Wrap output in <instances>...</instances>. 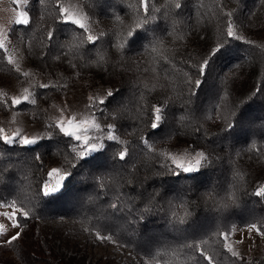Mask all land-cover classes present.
Segmentation results:
<instances>
[{
	"label": "trees",
	"instance_id": "obj_1",
	"mask_svg": "<svg viewBox=\"0 0 264 264\" xmlns=\"http://www.w3.org/2000/svg\"><path fill=\"white\" fill-rule=\"evenodd\" d=\"M80 1L89 17L100 16L106 22L100 30L106 36L93 49L97 58L104 57L100 67L85 64L73 68L71 65L79 64V59L74 60L68 48L62 61L52 59L57 55L55 49L44 48L46 31L56 14V0L31 1L25 7L31 25H12L8 38L25 41L37 71L51 75L74 71L79 77L100 81L106 89H118L119 94L106 105L107 111L101 106L98 113L106 122L117 124L118 130L113 131L127 144L106 141L104 149L76 162L59 191L43 196L37 194L38 186L42 187L43 180L48 179L51 164L56 162L61 168L68 167L66 157H72L71 148L66 144L70 138L57 132L36 144L0 141V204L9 205L15 200L17 208L23 207L30 213L28 217L17 215L22 237L8 244L0 243V264H72L54 252L39 232V221L57 218L79 222L83 228L109 237L141 260L154 264L157 260L160 264H194L196 260L208 264L202 259L203 253L211 257V264H239V261L264 264V253L233 256L232 251L224 247V236L220 235L227 233L229 237L234 228H246L245 225L251 223L264 227V196L257 195V189L264 187V135L258 130L260 119H264V96L247 100L240 95L241 92L250 95L264 80V0H181L184 6L176 10L178 14L171 19L165 18L164 11L173 0H149L160 9L156 13L159 19L153 22L159 28H150L145 35L151 39L155 32L167 47L157 43L156 52L151 48L137 49L125 55L116 47L110 48L107 40L115 43L120 22L127 25L136 18L138 0ZM228 13L232 14L234 31L243 39L229 38L211 59L201 86L189 100L183 83L187 64L199 59L207 45L222 42ZM242 28L249 34H244ZM160 29H166V34ZM81 31L64 28L58 36L66 45H75L73 37L78 39ZM42 51L47 59L40 56ZM7 57L0 49V72L19 77ZM57 88H37V92L48 96ZM238 97L244 100L237 111L239 123L228 130V135L220 133L217 126L226 127L222 117ZM165 100L169 103L162 121L164 127L160 132L149 127L147 131H153V135L144 134V141H148L145 144L139 139V131L132 134L134 127H144L141 110ZM117 106H121L123 117L114 121L110 113ZM3 108L4 103L0 101V110L6 111ZM12 109L30 111L32 107L24 104ZM175 140L192 146L191 150L210 153V162H205L194 173L173 175L161 168L160 162L164 159L161 148ZM121 149H127L123 161L113 155ZM38 153L41 160L35 159ZM157 172L163 174L156 175ZM100 174H104L106 183L109 174L117 180L123 177V181L134 179L136 183L129 185L121 181L122 188L116 189L113 185L103 190L99 181L93 179ZM154 189L163 193L165 211L154 208L141 220L139 209L144 205L136 199L129 214L132 204L127 197L138 194L147 197ZM117 196L124 207L122 212L110 207L117 202ZM186 210L191 215L183 223L173 218V212L181 217ZM193 239L200 241L201 251L184 247Z\"/></svg>",
	"mask_w": 264,
	"mask_h": 264
},
{
	"label": "snow or ice",
	"instance_id": "obj_2",
	"mask_svg": "<svg viewBox=\"0 0 264 264\" xmlns=\"http://www.w3.org/2000/svg\"><path fill=\"white\" fill-rule=\"evenodd\" d=\"M43 3V0H40ZM56 14L52 17V26L47 29L46 35L47 39L44 42V48L48 51L55 49L57 55L52 59L56 61H62L65 54V49L68 48L70 50V54L73 56V59H79V64L73 63L71 67H83L85 64L95 65L96 67H100V61L104 60L103 56L99 58L93 52V49L96 48V45L100 43L106 36L105 32H100L99 36L93 34L90 29V21L81 13L76 11H70L69 8L64 7L61 4V0H56ZM181 0H173L171 5L167 6V10L164 11L165 18L171 19L173 16L177 15L179 10L183 7ZM131 7V5H129ZM160 11L157 9L155 5L150 4L149 0H138V3L135 7L134 16L136 17L131 23L124 25L123 21L120 22L118 26V31L116 32L117 41L114 43L111 39L107 40V43L111 47H116L120 50L121 55H125L128 52H134L137 49H143L145 51L148 48H151L152 52H156V44H160L163 48L166 49V45L164 44V40L158 36L155 32L152 33V38L149 39V36L145 35L146 32L150 28H159V25H154V21L159 19V16L156 14ZM232 14L228 13V19L226 21V31L223 32V40L222 42L218 41L214 45H207L201 50V54L199 59H197L194 63H188V71L184 73L185 79L183 80L184 85L188 90V98L189 100L193 99L197 93V89L201 86L202 78L205 76L206 70L210 65V61L213 57H215L222 48L227 44L229 38L235 37L236 39H243V37H238L236 32L234 31V24L231 19ZM119 20L120 18L117 17ZM31 25V17L29 12L27 11H17L15 19L10 21L11 25ZM68 28L72 31H81L80 37L76 40L75 45L68 44L66 45L59 39L58 34L61 32V29ZM143 30V31H141ZM161 33L166 34V29H160ZM144 41L148 43L145 44ZM205 41H207V37H205ZM87 45V47H85ZM0 49H3L4 53H7V48L3 41H0ZM163 55V52L161 53ZM40 56L44 59H47V55L44 51L40 53ZM8 62L12 63V56L7 57ZM167 59V56H165ZM191 61V58H189ZM17 72L20 71L18 68ZM27 75V73H24ZM57 85L49 83L42 84H29L28 87H22V91L20 94L13 95L10 100L7 96L4 97L3 103L10 104L11 106H21L24 107L23 102H30L31 105H37L36 96L38 92H36V88L50 89L56 88ZM30 88L32 91H30ZM119 94V90L116 88H108L105 90L104 95H89L88 104L86 105L87 116L85 118H79L76 115H59L54 119V121H48L46 124V135L51 137L55 135L57 132L62 134L63 137L70 138L67 142L66 146L71 148V153L69 154L72 158L68 159L66 157V161L68 163L67 168H57L52 167L47 171L48 179L43 180L42 187L38 186V192L43 194V196H48L51 193L59 191L66 177L69 176L71 168H73L78 160L87 156L90 152H96L97 150L104 149L106 141H117L120 143L127 144V141H120L119 136L115 134L113 129H117V124L115 122L107 123L103 125L99 122L98 116L94 113L101 106H105L104 110L107 111L106 105L111 103L110 101L115 99V96ZM247 100H251L253 97L260 95L264 96V80L260 82V87L253 91L250 95L245 92L240 93ZM169 102L165 100L163 103L157 102L156 104H152L149 107L143 108L141 111L143 113L142 123L144 127L133 128L132 134H136L139 131L140 136L139 139L144 141V134L147 132V135L152 136L153 131H147L150 129L155 130L156 132H160L161 128L164 127L162 121L165 120L166 117V105ZM244 104V100H241L239 97L237 101L233 102L231 109L228 110L227 114L222 117L224 124L226 127L217 126L220 133H224L228 135V130L233 129L234 125L239 123V118L237 117V111L240 108V105ZM215 110V109H214ZM63 112V109L60 110ZM110 115L113 117L114 121H118L123 117V113L121 111V106L114 107ZM54 129V130H49ZM95 130V134H90ZM118 130V129H117ZM258 130L261 135H264V119H260V123L258 125ZM107 133V137L105 140L104 133ZM163 134V132L161 133ZM13 137L18 139L19 143L24 145L36 144L37 141L41 140L40 134L27 135L24 134L19 128H16L11 132V135L7 134V131L4 127L0 126V141L11 143ZM76 141V144L71 143V141ZM145 144H148V141H144ZM190 148L192 146H189ZM127 149H121L115 151L113 153L114 157H118L121 161L126 158ZM192 151L195 153L185 150L181 153H174L171 151L161 150L160 154L163 156V160L161 163V168H166L167 171L173 175L177 173H194L197 172V169H200L205 162H210L211 154H206L205 151L198 150L193 148ZM74 154V155H73ZM36 160H41V154H37L35 156ZM42 166V165H41ZM163 173L157 172L156 175H162ZM94 180L99 181V187L103 190H109L113 185L116 189L122 188L123 177H120L117 180L111 174L108 175V182H105L104 174L94 175ZM148 178L145 177V180ZM123 183H127L129 185L135 184L136 181L134 179H128L123 181ZM141 186H143V181L140 182ZM257 195L264 196V187L257 189ZM163 193L160 192L159 189H154L153 193H149L147 197H144L142 194H138L137 196H128L127 201L129 204H132V207L128 208L129 214L132 212V208L135 207L134 201L136 199H140L143 202V208L139 209V218L143 220L145 216L152 212L154 208L160 212H164L165 208L163 206L162 201ZM117 202L111 203V209L122 212L124 211V207L121 206V201L119 196H117ZM170 203V202H169ZM17 202L13 200L10 205H3L6 207H10L12 211L5 212L3 215L12 220L13 226H16V218L18 213L22 214L24 217H28L30 215L29 211L25 210L23 207L17 208ZM195 206V202H193ZM126 206V205H125ZM191 215V212L185 211L184 216L176 217V213L173 212L172 216L174 219H179L181 223ZM245 227L252 232L256 230L260 235L264 236V227H262L258 223L246 224ZM220 235L224 236V247L229 251H232V255H238L235 251L232 250L231 245L228 243V234L220 233ZM22 237V233L20 231H16L14 234L8 236L6 240H3L4 244L11 243L12 241L17 240ZM97 238L102 239L99 233H97ZM200 241L193 239L190 243L184 245V247L192 249L194 252L201 251ZM202 259L207 261L208 264H211V257H209L206 253L202 254ZM156 264H160V261L157 260ZM194 264H201L200 260L194 261ZM239 264H243V261H239Z\"/></svg>",
	"mask_w": 264,
	"mask_h": 264
},
{
	"label": "rangeland",
	"instance_id": "obj_3",
	"mask_svg": "<svg viewBox=\"0 0 264 264\" xmlns=\"http://www.w3.org/2000/svg\"><path fill=\"white\" fill-rule=\"evenodd\" d=\"M31 1L33 0H0V41H3L7 48V56H12V64L16 69H20L19 77L7 76L0 72V101L3 103L5 96L10 100L13 95L20 94L22 87H28L29 84L51 82L58 88L48 96L38 93L36 106L27 101L23 102L25 106L32 107L30 111L15 110L10 104H4L3 109L6 111L0 110V126L4 127L9 135L13 130L19 128L24 134H40L41 138H46L48 136L45 129L48 121H54L56 117L62 114L85 118L89 95L102 96L106 87L98 80L79 77L74 74V71L70 73L60 71L55 75L37 71L28 55L25 41L23 39L9 40L10 21L15 19L17 11H26L25 7ZM61 4L69 8L70 11L83 14L90 21V29L95 35L100 32L103 24H106L100 16L89 17L80 0H63ZM242 30L244 34H249L248 30L243 28ZM30 91H32L31 88ZM61 109L63 112L60 111ZM94 114L98 116L101 124L106 125L108 123L99 115L98 109ZM90 134H95V130ZM104 136L106 140V132ZM119 138L120 141H124L122 137L119 136ZM12 142L19 141L13 137ZM73 143L76 144L77 142L73 140ZM161 150L174 153L188 150L193 155L195 154L179 140L173 141ZM92 153L90 152L88 155ZM52 167L61 168L60 164L56 162L51 164L50 168ZM3 205L0 204V243L16 231H20L17 222L14 227L12 220L3 215L5 212L12 211L10 207ZM38 226L40 234L47 240L53 251L62 256L66 262L72 264H154L151 261L141 260L134 252L111 241L109 237L98 239L97 234L83 228L79 222L73 220L66 218L46 219L39 221ZM228 243L238 255L251 257L264 253V236L256 230L249 232L247 228L236 227L230 233Z\"/></svg>",
	"mask_w": 264,
	"mask_h": 264
}]
</instances>
